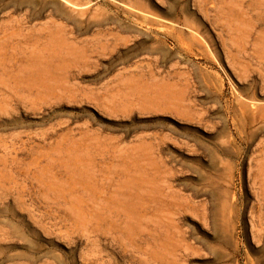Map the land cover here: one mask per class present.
I'll return each mask as SVG.
<instances>
[{
  "label": "rangeland",
  "instance_id": "obj_1",
  "mask_svg": "<svg viewBox=\"0 0 264 264\" xmlns=\"http://www.w3.org/2000/svg\"><path fill=\"white\" fill-rule=\"evenodd\" d=\"M263 71L264 0H0V264H264Z\"/></svg>",
  "mask_w": 264,
  "mask_h": 264
},
{
  "label": "bare ground",
  "instance_id": "obj_2",
  "mask_svg": "<svg viewBox=\"0 0 264 264\" xmlns=\"http://www.w3.org/2000/svg\"><path fill=\"white\" fill-rule=\"evenodd\" d=\"M260 59H261V57H260ZM263 73H264V71H263ZM247 98H248V96H247ZM252 100H254L253 97H250V100L248 101L245 98L242 99V97L240 96L238 98V101H237L238 105H239L238 107H239V110L241 111V113L239 111L238 112L240 113V115L241 114L243 115L242 120H245L246 124H251V125H253L255 123H258V122H261V121L262 122L264 121V103H261L262 101L261 102H259V101L257 102L256 100L255 101H252Z\"/></svg>",
  "mask_w": 264,
  "mask_h": 264
}]
</instances>
